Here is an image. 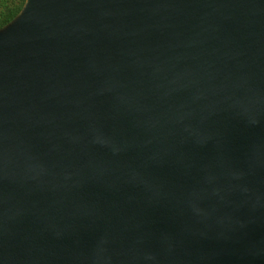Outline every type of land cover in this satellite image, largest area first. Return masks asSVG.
<instances>
[{
	"label": "water",
	"instance_id": "95a60500",
	"mask_svg": "<svg viewBox=\"0 0 264 264\" xmlns=\"http://www.w3.org/2000/svg\"><path fill=\"white\" fill-rule=\"evenodd\" d=\"M0 264H264V0H25Z\"/></svg>",
	"mask_w": 264,
	"mask_h": 264
},
{
	"label": "trees",
	"instance_id": "16d2710c",
	"mask_svg": "<svg viewBox=\"0 0 264 264\" xmlns=\"http://www.w3.org/2000/svg\"><path fill=\"white\" fill-rule=\"evenodd\" d=\"M25 0H22L19 5L9 7L5 14L0 17V28L4 27L10 21H12L16 15L20 12L21 8L23 7Z\"/></svg>",
	"mask_w": 264,
	"mask_h": 264
},
{
	"label": "rangeland",
	"instance_id": "374dc122",
	"mask_svg": "<svg viewBox=\"0 0 264 264\" xmlns=\"http://www.w3.org/2000/svg\"><path fill=\"white\" fill-rule=\"evenodd\" d=\"M22 0H0V17H2L9 7L17 6Z\"/></svg>",
	"mask_w": 264,
	"mask_h": 264
}]
</instances>
